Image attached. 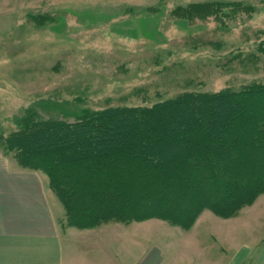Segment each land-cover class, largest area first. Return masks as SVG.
Listing matches in <instances>:
<instances>
[{
	"label": "rangeland",
	"instance_id": "rangeland-1",
	"mask_svg": "<svg viewBox=\"0 0 264 264\" xmlns=\"http://www.w3.org/2000/svg\"><path fill=\"white\" fill-rule=\"evenodd\" d=\"M261 84L264 0H0V153L15 165L5 143L25 116L62 114L73 121L109 108L150 107L183 94L210 96ZM258 97L246 104L251 114L237 120L225 137L234 144L228 156L232 172L205 147L217 141L203 142L205 152L188 172L189 189L182 190L176 180L174 196L162 199L161 208L192 214H180L190 218L188 227L156 218L77 227L73 205L58 198L41 173L66 264H105V251L87 244L89 234L104 227H112L117 240L123 236L118 247L109 248L117 264H264V192L237 208L232 199V193L255 186L264 176V120L258 112L264 99ZM248 127L257 129L261 139H248ZM156 131L162 136L153 138L169 148L172 138H165L163 125ZM110 132L131 135L121 123ZM115 165L114 175L109 167L89 178L73 173L77 202L86 194L112 197L93 190L100 180L129 183L128 205L139 194L165 191L157 177L152 181L154 172L119 161ZM201 193L207 208L196 207ZM142 205L146 209L148 200ZM218 206L220 212L212 211Z\"/></svg>",
	"mask_w": 264,
	"mask_h": 264
},
{
	"label": "trees",
	"instance_id": "trees-1",
	"mask_svg": "<svg viewBox=\"0 0 264 264\" xmlns=\"http://www.w3.org/2000/svg\"><path fill=\"white\" fill-rule=\"evenodd\" d=\"M202 7L211 8L215 5L205 4ZM255 94H258V99H264L263 84L256 87L253 85L242 87L237 91L226 90L210 96L183 94L150 107L109 108L93 114L87 113L82 117H74L73 121H67V116L62 114L47 119L40 117L32 119L25 116L23 121L18 123L14 135H10L7 139L4 149L6 152L14 153L18 168L47 176L50 188L56 196L73 205L74 225L77 227L91 228L115 220L127 222L152 218L174 220L188 227L192 224H188L190 218L181 215L190 216L191 213L186 209V212L183 210L177 213L173 208L163 209L162 199L174 196L172 182L176 180L182 182L180 184L182 190L189 189L188 172L202 158L205 152L203 142L217 141L205 147L214 159H220L224 164H228L230 168L228 172H232L228 156L233 153L234 144L224 140L235 128L237 120H242L251 114L248 113L246 104L253 100ZM204 107L208 109V113L205 112ZM168 111L169 115L166 113ZM258 112L259 119L263 121L264 107ZM119 123L129 130L130 137L118 132H110ZM159 125H163L162 133L165 138H172L169 148L160 145V141L153 138L155 133L162 136L161 132L156 131ZM37 127L40 128L33 130ZM141 128L144 132H141ZM248 129L249 134L246 135L248 139L252 141L261 139L262 134L257 129L253 130L249 127ZM27 130L30 132H26ZM3 155L5 156L4 153ZM188 160H194L195 163L192 164ZM118 161L128 166L135 164L148 173L154 172L151 176L152 181L157 177L156 180L160 185L166 184L165 191L152 196L139 194L134 202L128 205L125 193L130 191L129 183L109 184L100 180L93 186V190L106 191L113 194L112 197L101 193L94 198L93 195L86 194L87 198L84 196L77 202L79 194L76 187H71L72 174L77 175L82 172L87 176L85 178H89L94 171L102 174L103 170L109 167L110 173L114 175L119 169L115 165ZM61 171L68 172L66 175H61ZM177 171L179 173H175ZM166 180H170V183H165ZM193 183L196 187L199 185L197 178ZM261 192H264V176L260 174L255 186L248 185V188L232 193V199H236L235 207L237 208L242 202H249ZM183 198V194H180V199ZM145 200H148L146 209L142 205ZM198 201L200 204L196 207L207 208L203 193L199 195ZM192 206L193 204H190L189 208ZM230 206L234 211V207ZM219 210L220 206L212 209L216 212H220Z\"/></svg>",
	"mask_w": 264,
	"mask_h": 264
},
{
	"label": "crops",
	"instance_id": "crops-1",
	"mask_svg": "<svg viewBox=\"0 0 264 264\" xmlns=\"http://www.w3.org/2000/svg\"><path fill=\"white\" fill-rule=\"evenodd\" d=\"M49 195L40 173L22 170L0 153V264H66ZM112 229H98L87 241L105 251V264H117L109 248L123 239L113 238Z\"/></svg>",
	"mask_w": 264,
	"mask_h": 264
}]
</instances>
